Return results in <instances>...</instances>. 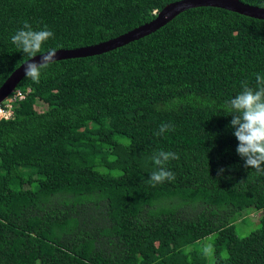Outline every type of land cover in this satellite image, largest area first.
Returning <instances> with one entry per match:
<instances>
[{
    "label": "trees",
    "instance_id": "obj_1",
    "mask_svg": "<svg viewBox=\"0 0 264 264\" xmlns=\"http://www.w3.org/2000/svg\"><path fill=\"white\" fill-rule=\"evenodd\" d=\"M176 1L0 0V86L28 59L11 42L25 21L53 31L43 50H68ZM257 74L264 20L197 7L23 78L16 89L30 92L0 121V264H264V173L244 167L226 108ZM161 124L171 130L157 135ZM160 150L178 154L175 180L153 186ZM248 207L259 227L240 236Z\"/></svg>",
    "mask_w": 264,
    "mask_h": 264
},
{
    "label": "clouds",
    "instance_id": "obj_2",
    "mask_svg": "<svg viewBox=\"0 0 264 264\" xmlns=\"http://www.w3.org/2000/svg\"><path fill=\"white\" fill-rule=\"evenodd\" d=\"M54 36L47 25L33 29L27 21L12 36L11 42L24 56L28 57L23 66L24 78L39 83L43 70L55 62L56 49L43 50V45ZM43 50V51H42ZM39 56V59H35ZM256 87L242 83V90L231 98L226 105L232 119L230 127L238 141L235 149L237 155L244 161L245 168H251L258 173H264V75L255 77ZM171 130V125L161 124L157 135ZM177 153L160 150L152 157L156 169L150 174V184L174 181L175 174L168 169L171 160L178 159ZM224 169H218V175Z\"/></svg>",
    "mask_w": 264,
    "mask_h": 264
},
{
    "label": "water",
    "instance_id": "obj_3",
    "mask_svg": "<svg viewBox=\"0 0 264 264\" xmlns=\"http://www.w3.org/2000/svg\"><path fill=\"white\" fill-rule=\"evenodd\" d=\"M197 7H216L248 17L264 20V8L248 5L240 0H179L163 7L159 12H157L156 17L148 23L142 24L118 37L95 45L68 50H57L54 59L55 61H58L78 57H90L114 50L128 44L129 42L151 34L158 28L167 24L181 12ZM35 59L38 60L39 56ZM23 78V66L20 65L0 86V103L12 92H14Z\"/></svg>",
    "mask_w": 264,
    "mask_h": 264
},
{
    "label": "rangeland",
    "instance_id": "obj_4",
    "mask_svg": "<svg viewBox=\"0 0 264 264\" xmlns=\"http://www.w3.org/2000/svg\"><path fill=\"white\" fill-rule=\"evenodd\" d=\"M260 216H261V211L256 210L253 207H248L244 209L243 211H241V213L239 214V216L236 218V221H235L238 235L246 236L251 231L257 229L259 227V217ZM207 243H208V240H207Z\"/></svg>",
    "mask_w": 264,
    "mask_h": 264
},
{
    "label": "built area",
    "instance_id": "obj_5",
    "mask_svg": "<svg viewBox=\"0 0 264 264\" xmlns=\"http://www.w3.org/2000/svg\"><path fill=\"white\" fill-rule=\"evenodd\" d=\"M30 92V89H27L25 92L15 89L6 99L0 103V121L9 120L13 117V109L15 104L23 100L27 93Z\"/></svg>",
    "mask_w": 264,
    "mask_h": 264
}]
</instances>
